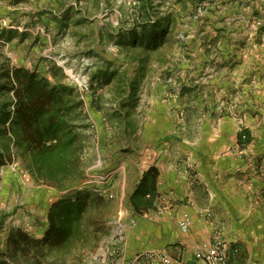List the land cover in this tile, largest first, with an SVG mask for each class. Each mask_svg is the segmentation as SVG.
Segmentation results:
<instances>
[{"label": "rangeland", "instance_id": "rangeland-1", "mask_svg": "<svg viewBox=\"0 0 264 264\" xmlns=\"http://www.w3.org/2000/svg\"><path fill=\"white\" fill-rule=\"evenodd\" d=\"M145 1L149 15L142 13L141 0H0V68L23 67L53 82L52 68L57 67L62 73L55 71L56 77L62 75L77 89V82L87 87L78 90L88 124L87 166L75 187L99 193L109 204L102 210L104 235L64 252L66 260L81 254L77 264H103V256L118 259L124 221L134 217L128 194L120 204L118 166L125 159L130 180L136 157L148 158L157 148L132 138L135 126L145 125L150 135L157 121L166 125L165 108L158 106L162 100L172 101L169 112L179 120L189 100V125H197L203 118L197 104L209 108L211 96L221 91L223 98L242 61L264 82V0H194L186 7L176 0ZM168 14L173 21L162 45L141 52L121 49L129 47L119 41L130 31L139 34L141 24L155 25ZM228 105L223 101L221 113ZM242 136L240 151L247 142ZM68 193L37 183L14 154L0 166V250L11 228L41 238L50 206Z\"/></svg>", "mask_w": 264, "mask_h": 264}, {"label": "crops", "instance_id": "crops-1", "mask_svg": "<svg viewBox=\"0 0 264 264\" xmlns=\"http://www.w3.org/2000/svg\"><path fill=\"white\" fill-rule=\"evenodd\" d=\"M247 63L236 65L237 78L228 84L234 94L226 88L223 98L222 91L211 96L209 108L197 104L196 112L203 117L197 125H189L193 108L187 107L189 100L182 105L181 120L169 112L172 101L162 100L158 106L165 108L166 125L157 121L150 135L145 125L135 126L132 138L157 148L148 152V158L136 157L129 166L134 170L130 180L126 161L121 160L120 204L143 173L154 167L158 171L155 200L165 212L134 215L129 223L125 219L118 259L107 261L103 256V264H138L137 256L160 250L169 254L173 264H204L200 257L217 232L227 244L228 264H264V82L248 70ZM223 101L229 105L221 113ZM121 129L128 134L127 125ZM241 133L247 137L242 151L237 149ZM183 213L191 220L186 233L176 223Z\"/></svg>", "mask_w": 264, "mask_h": 264}, {"label": "trees", "instance_id": "trees-1", "mask_svg": "<svg viewBox=\"0 0 264 264\" xmlns=\"http://www.w3.org/2000/svg\"><path fill=\"white\" fill-rule=\"evenodd\" d=\"M176 1L183 7L194 2ZM141 2L142 13L149 15L147 1ZM172 21L168 14L155 25L141 24L139 34L130 31L126 40L119 41L121 46H126L124 41L129 44L121 49L133 52L157 48L165 41ZM3 66L0 166L15 154L37 183L69 193L50 206L47 229L41 238H34L21 228L8 231L0 250V264H77L81 254L66 260L64 252L84 244L88 238L97 241L104 235L102 210L109 204L99 193L75 187L83 180L87 166L84 157L89 135L83 101L77 88L64 82L62 75L56 77L54 72L61 74L60 68H52L55 79L51 82L23 67ZM121 86L125 88V82ZM133 86L134 82L131 93ZM157 177V169L148 168L128 196L135 216H147L155 210Z\"/></svg>", "mask_w": 264, "mask_h": 264}, {"label": "built area", "instance_id": "built-area-1", "mask_svg": "<svg viewBox=\"0 0 264 264\" xmlns=\"http://www.w3.org/2000/svg\"><path fill=\"white\" fill-rule=\"evenodd\" d=\"M78 84V90L81 92L86 91V85L85 83H79ZM246 137L242 136L241 139L244 140ZM155 211L158 214H162L165 212V208H160L158 206V201H154ZM176 223L179 228V230L182 233H186L190 227L191 220L190 216L187 213L181 214L179 217L176 218ZM216 236L214 238V242L211 244L210 248L206 253H204L200 258L203 261L204 264H228V248L226 242L221 238V235L217 232L215 233ZM135 262L138 264H173L172 258L169 256V254L164 251H156V252H150L146 254H142L137 256L134 259Z\"/></svg>", "mask_w": 264, "mask_h": 264}]
</instances>
